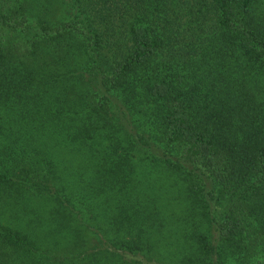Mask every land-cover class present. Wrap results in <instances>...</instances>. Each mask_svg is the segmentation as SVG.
Returning <instances> with one entry per match:
<instances>
[{
    "label": "trees",
    "instance_id": "trees-1",
    "mask_svg": "<svg viewBox=\"0 0 264 264\" xmlns=\"http://www.w3.org/2000/svg\"><path fill=\"white\" fill-rule=\"evenodd\" d=\"M0 264H264V0H0Z\"/></svg>",
    "mask_w": 264,
    "mask_h": 264
}]
</instances>
